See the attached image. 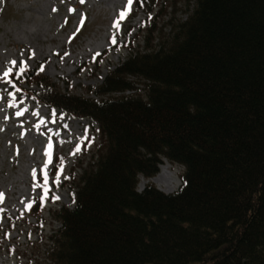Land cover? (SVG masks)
Returning a JSON list of instances; mask_svg holds the SVG:
<instances>
[{
    "label": "trees",
    "instance_id": "trees-1",
    "mask_svg": "<svg viewBox=\"0 0 264 264\" xmlns=\"http://www.w3.org/2000/svg\"><path fill=\"white\" fill-rule=\"evenodd\" d=\"M187 3L95 97L33 93L100 131L73 208L54 216V264H264V0ZM164 158L184 167L180 188L140 192Z\"/></svg>",
    "mask_w": 264,
    "mask_h": 264
},
{
    "label": "rangeland",
    "instance_id": "rangeland-1",
    "mask_svg": "<svg viewBox=\"0 0 264 264\" xmlns=\"http://www.w3.org/2000/svg\"><path fill=\"white\" fill-rule=\"evenodd\" d=\"M149 1L137 0L129 17L121 22V34L117 40L122 46L117 49L110 44L114 31L112 25L120 12L125 10L127 0H0V73L10 66L8 62L11 60H16L18 66L23 59L29 66L25 74L34 72V76H25L27 82L24 88L33 89L31 93L41 95L43 91H40L42 88L39 84L46 82L52 91L95 97L93 91L102 86L112 70L128 59L131 52L143 50L148 45L150 29H155L154 25L168 33L170 28L163 27L171 19L184 20L188 16L187 0H163L165 3L161 9L154 7L148 10L152 4ZM161 12L163 17H160ZM165 33L156 32L155 35ZM33 51L35 56L31 57ZM96 53L101 55L96 56ZM40 63H43V71H40ZM130 78L138 81V84L146 81L136 76ZM13 92L15 107L9 106L12 97L8 94ZM141 93H144L143 90ZM1 94L0 193L4 194V201L0 204V264H54L49 259L52 246L49 237L61 226L54 216L63 206L73 208L76 185L90 163L97 158L98 144L101 142L98 124L89 117L63 118L60 111L50 109L44 103L32 105L31 99L23 104L19 94L0 81ZM16 110L27 111L26 118L13 116ZM36 110L39 115L33 117ZM38 119L41 123L39 126L31 125L32 121ZM23 122L25 125H21ZM59 127L63 131L59 132ZM85 129L89 139L82 141ZM50 141L55 148L49 165L52 191L43 204V210L32 214V209L28 211L25 204L42 194V190H34L33 185L43 182L41 170L48 159L45 153ZM78 145H82L81 151L72 155ZM61 157L64 158L65 167L57 188L54 178ZM162 164L167 166L163 184L171 188L165 192H176L185 169L168 159ZM33 169L37 172L35 181ZM142 178L145 179L143 176L139 178L138 190L143 191L147 183L159 189L153 178H146V183ZM53 193L60 199L53 202ZM36 205L37 200L34 207Z\"/></svg>",
    "mask_w": 264,
    "mask_h": 264
},
{
    "label": "snow or ice",
    "instance_id": "snow-or-ice-1",
    "mask_svg": "<svg viewBox=\"0 0 264 264\" xmlns=\"http://www.w3.org/2000/svg\"><path fill=\"white\" fill-rule=\"evenodd\" d=\"M81 2H83V0H81ZM134 2H135V0H127L125 10L121 11L119 14V18L113 22L112 27H113L114 31L112 32V35L110 37V44L112 46H116L117 49L120 46H122V45L118 44V40H117L118 35L121 34V22L124 21L128 17V15L131 13ZM141 2H142V0H141ZM72 11H75V10L73 9ZM80 26L81 27L83 26V19H81ZM57 55H59V54L57 53ZM95 55L100 56L101 53H96ZM34 56H35V52L33 51L31 53V57H34ZM8 63L10 66L6 67V69L2 73H0V81L12 84V80L10 79V77L13 74L14 68H17V61L11 60ZM28 67L29 66L27 64V61L22 59L19 62L18 71L16 72V75L17 76H23L24 73L28 70ZM43 70H44V68L42 66L40 71H43ZM13 87H15L14 84H13ZM16 91H20V89H16ZM8 95L12 97V104L9 106L15 107L16 106L15 93L14 92L9 93ZM23 114H24L23 111H18L16 113L17 116H22ZM36 115H39V113H36ZM53 116H55V112H53ZM53 122H55V120H53ZM42 123H43V121H42ZM88 139H89V137L87 135V129H85V134L81 138V140L87 141ZM47 147H48V151L45 154L48 157V159H47V162L45 163V165L43 166V168L41 170L42 176H43V182L42 183L36 182L33 185L34 190H35V188H40L42 190V194L39 196V201L41 204H44L47 202V200L49 199V193L52 191V189L49 185V165H51V163H52V151L51 150L53 148V145L51 143H49ZM81 148H82V145H78L76 147L75 151L72 153V155H75L76 153L80 152ZM64 167H65L64 158L61 157L60 163L57 165V174L54 178V183L56 184L57 188L60 185V182H61L60 176L64 172ZM36 175H37V172L35 169H33L32 176H33L34 181L36 179ZM51 199L53 202H55V201L59 200L60 197L58 195H56L55 193H53L51 196ZM3 201H4V194L0 193V204H2ZM22 203H24V202L22 201ZM35 203H36V199L33 198V200L31 202L25 204L26 209L31 210V208L33 207V205Z\"/></svg>",
    "mask_w": 264,
    "mask_h": 264
},
{
    "label": "bare ground",
    "instance_id": "bare-ground-1",
    "mask_svg": "<svg viewBox=\"0 0 264 264\" xmlns=\"http://www.w3.org/2000/svg\"><path fill=\"white\" fill-rule=\"evenodd\" d=\"M166 167H165L164 164L160 165V170L161 171L158 173V175L156 177H154L152 179L155 183H158L159 189L161 188V190H163L164 192L165 191H169L171 189V188H167V186H165V184H163V182H165V180H164V173H165ZM142 179H143V183H146L147 182L146 179H144V178H142ZM178 183H180V180L179 179H178Z\"/></svg>",
    "mask_w": 264,
    "mask_h": 264
}]
</instances>
